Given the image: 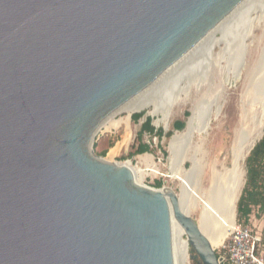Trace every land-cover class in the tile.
<instances>
[{"label": "water", "instance_id": "95a60500", "mask_svg": "<svg viewBox=\"0 0 264 264\" xmlns=\"http://www.w3.org/2000/svg\"><path fill=\"white\" fill-rule=\"evenodd\" d=\"M245 1L0 0V264H175L166 198L220 264L172 189L91 146Z\"/></svg>", "mask_w": 264, "mask_h": 264}, {"label": "bare ground", "instance_id": "6f19581e", "mask_svg": "<svg viewBox=\"0 0 264 264\" xmlns=\"http://www.w3.org/2000/svg\"><path fill=\"white\" fill-rule=\"evenodd\" d=\"M256 1L246 0L162 77L153 86H157V91H163L160 97L157 98L154 94L149 95L150 92H153V90L151 91L152 87L132 105L122 111L127 114L125 118L116 119L112 117L97 130V132L99 130L113 132L120 129H124L125 131L122 142L109 151V158L111 160H114L118 156L121 149L129 147L135 139V131L131 123V117L134 113L153 108L154 110H151L150 114L155 117H161L156 121L155 125L160 127L162 123H165V130H171V108L180 99V91L174 92L178 88V78L186 70H193L195 67L203 66L205 71L202 70L203 73L201 75L204 76L203 79L207 80L210 68H213L214 65L221 68L215 63L220 64L219 62L224 59H217V56L213 53V48L225 42L224 39L227 40L226 49L223 51L225 56L227 55L226 66L228 68H223L236 73L238 69L237 65L244 60L247 42L251 39V33L253 31L251 27H248L241 32L238 30V21L243 14L250 11L251 4L254 5ZM218 33H225L226 36L221 38L217 37ZM235 37L239 38L236 43H234ZM258 47H260V40L258 41L256 49H253L255 51L254 55L259 53ZM194 55L195 58H192ZM256 57L257 60L254 59ZM248 59L252 63H255V66L246 82V89L243 96L244 108L241 113L240 127L235 131L231 145L232 168L226 169L224 173H219L216 171V165L214 164L212 166V180L214 185L206 191L205 198L202 197L204 193L202 189V176L207 165L203 163L205 156L203 146L210 130L211 119L213 116L214 118H218L220 115L222 108L219 105L220 96L218 95L219 97H216L217 99L211 97L206 98L198 104L199 106L194 109L188 121L186 130L184 132H177L170 142L171 155L169 161L173 171L171 178L180 182L181 185V198L178 196L180 198L181 211L183 214L191 217L194 213H199V219L197 221L199 232L208 240L214 250L218 247L220 248L225 243L231 230L235 226L237 205L244 186L245 171L243 164L247 156L251 153L253 146L256 145L264 133V57L259 58V55H257ZM173 83L174 85H172ZM171 98L173 101H171ZM259 103L261 107L258 113L254 111V108ZM218 105L220 110L216 111L215 107ZM212 111L214 112V115L212 114L213 116H211ZM195 136L198 137V141H195ZM141 160L148 164L146 168L134 167L130 161L116 165L130 170L133 175L134 185L145 188L146 177L148 175H160V169L157 165L153 164L151 156L149 155L142 156ZM188 161L192 166L190 169H185ZM164 204L172 229L175 264H192L190 241L188 240L187 232L176 219L172 204L168 198L165 199Z\"/></svg>", "mask_w": 264, "mask_h": 264}, {"label": "rangeland", "instance_id": "374dc122", "mask_svg": "<svg viewBox=\"0 0 264 264\" xmlns=\"http://www.w3.org/2000/svg\"><path fill=\"white\" fill-rule=\"evenodd\" d=\"M251 6L252 7L250 11H248L246 14H243L240 20L238 21V25H239L238 30L243 32V30L247 29L248 27L249 28L251 27L253 31L251 33V39H249L247 42V49L245 52L244 60L241 61L239 65H237L238 69L236 70V73H233V71L226 70V68H223V67H227L226 66L227 55L225 56L224 54V51L227 46L226 43L227 40L223 38L225 42H222L221 44L213 48V53L217 56L216 58L224 59L219 62L220 64L215 63L219 65V67L221 68H218L215 65L213 66V68H210L209 77L207 80L203 79L204 76L201 75L203 73L202 70L205 71L203 66H199L198 68L195 67L196 69L193 68V70L192 69L188 71L186 70V72L180 78H178L179 81L178 88H176L174 92L176 93L178 92V90L180 91V99L173 106V108H171V118H170L171 130L166 131L165 123H162L160 127L155 126L158 130L160 129L163 130L164 136L162 139L156 136H151L149 134L144 135L143 137L144 143L149 144L151 148V151L149 153H146L144 155H134V153L137 150V146L139 145V141L137 140L138 133L141 131L142 125L145 122L146 118L150 116V111L154 110L153 108L142 111L145 112L146 114L139 122L133 121V116L138 113H134L132 115L131 123L135 131V139L129 147L121 149L118 156L114 160H111L109 158V151L111 148L115 147L117 144L122 142L123 137L125 135V131L124 129L115 130L113 132H103L102 130H99L96 133L93 144L91 146L94 155L107 162L115 163V164L130 161L134 167L139 166L140 168H146L148 165L147 163L143 162V160H141V157L149 155L151 156L153 164L159 167L160 175H156V176L148 175L145 180V186L149 188L160 189L156 187V183L162 181L163 182L162 187L172 189L181 198L180 194H182L181 193L182 190H181L180 182L171 178L173 173L172 165L170 164L169 161L171 155L170 153L171 139L177 132H184L186 130L188 121L191 118L194 109L197 108V106H199L198 104H200L206 98H210V97L218 98L220 96L221 101L219 100L220 102L219 105L222 108L220 110L219 105L215 107L216 111L220 110V115L218 118H214L213 116L214 112L213 111L211 112V116H213V118L211 119L210 130L208 136L205 138L206 140L204 141V146H203L204 147L203 151L205 155L203 163L204 165H207L205 166L202 176L203 177L202 189L204 192L202 197L205 198L206 191H208L210 187L214 185V182L212 180L213 179L212 166L215 164L216 171H218L219 173H224L226 169L232 168L231 145L234 139V133L237 130V128L240 127L241 113L244 108L243 96L246 89V82L251 71L255 66L254 65L255 63L249 61L248 58H253L254 56L257 55H259V58H261L262 56L264 57V50H263L264 49L263 48L264 47L263 45L264 0H257L256 3L254 5L251 4ZM225 36H226L225 33L217 34V37L220 38ZM238 40L239 38L235 37L234 43H236ZM259 40H260V47L261 45L262 47L261 48L258 47L259 53L257 55H254L255 53L254 50L256 49ZM192 58H195V55ZM254 59L257 60V57ZM221 69L222 71H220ZM172 85H174V83ZM156 87L157 86L151 89V91L153 90V92H150L149 95L154 94L158 98L163 94V91L162 92L160 90L157 91ZM171 101H173L172 98ZM259 105L260 103L256 104L254 108V111H257L258 113L260 112V107H261V105L260 106ZM126 115L127 114L125 112H121L115 115L114 118L122 119L125 118ZM151 118L153 119V124H155L156 121H158L161 117L152 116ZM177 122H184L186 124L185 128L183 130H177L175 128V124ZM170 133H172V135L168 136V134ZM263 137H264V133L263 136L257 141V143L261 141ZM194 139L195 141H198L197 136H195ZM254 147L255 145L253 146V148ZM249 156L250 154L247 156L243 164V169L245 171V178H244V186L241 191L237 205L236 222L243 221V217L239 214L238 209H239V202L244 194V191L248 183L247 160ZM191 166L192 164L188 161L185 165L186 167L185 169H190ZM192 218L197 222L199 219V213L198 212L194 213L192 215ZM250 220L251 221L248 222V225L251 228L255 229V231L262 229L263 239H264V213L260 211L259 207H253ZM220 249L221 248L218 247L215 250L217 256L220 253ZM190 254L191 257L196 255V252L192 249L191 246H190ZM199 262L200 259H192V264H199Z\"/></svg>", "mask_w": 264, "mask_h": 264}, {"label": "trees", "instance_id": "16d2710c", "mask_svg": "<svg viewBox=\"0 0 264 264\" xmlns=\"http://www.w3.org/2000/svg\"><path fill=\"white\" fill-rule=\"evenodd\" d=\"M145 112L138 113L133 116L134 122H139L144 116ZM184 122H177L175 128L183 130L185 128ZM145 134L163 138V130H158L153 125V119L148 116L142 125L141 131L138 133L139 145L134 155H144L151 151L150 145L144 143L143 137ZM172 133L168 134L171 136ZM165 154V153H164ZM166 155V154H165ZM248 169V183L244 194L239 202V214L243 217L246 224L250 220L253 207H259L260 211L264 213V137L252 149L247 160ZM163 182L156 183L157 188H162Z\"/></svg>", "mask_w": 264, "mask_h": 264}, {"label": "built area", "instance_id": "2783aa9c", "mask_svg": "<svg viewBox=\"0 0 264 264\" xmlns=\"http://www.w3.org/2000/svg\"><path fill=\"white\" fill-rule=\"evenodd\" d=\"M220 248V264H264L263 230L255 231L244 222L235 223Z\"/></svg>", "mask_w": 264, "mask_h": 264}, {"label": "crops", "instance_id": "0c3cea01", "mask_svg": "<svg viewBox=\"0 0 264 264\" xmlns=\"http://www.w3.org/2000/svg\"><path fill=\"white\" fill-rule=\"evenodd\" d=\"M242 222H244L245 223V221H244V219H243V221ZM249 222H250V220H249ZM246 224V223H245Z\"/></svg>", "mask_w": 264, "mask_h": 264}]
</instances>
